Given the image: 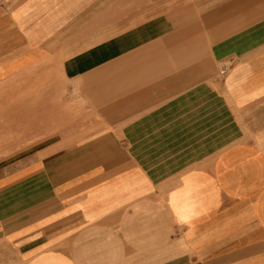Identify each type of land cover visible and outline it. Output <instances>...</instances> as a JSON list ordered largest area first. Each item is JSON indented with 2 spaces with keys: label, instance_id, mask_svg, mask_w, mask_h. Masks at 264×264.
I'll return each instance as SVG.
<instances>
[{
  "label": "crops",
  "instance_id": "1",
  "mask_svg": "<svg viewBox=\"0 0 264 264\" xmlns=\"http://www.w3.org/2000/svg\"><path fill=\"white\" fill-rule=\"evenodd\" d=\"M11 101L0 264H264V0H0Z\"/></svg>",
  "mask_w": 264,
  "mask_h": 264
},
{
  "label": "rangeland",
  "instance_id": "2",
  "mask_svg": "<svg viewBox=\"0 0 264 264\" xmlns=\"http://www.w3.org/2000/svg\"><path fill=\"white\" fill-rule=\"evenodd\" d=\"M59 77V74H58ZM13 89L15 92L16 86H13ZM32 87L31 86H25V98H24V110L26 111V117H25V126L28 128L32 124V110H33V102L29 101L28 99L32 98ZM11 92V91H10ZM17 102L11 101V102H0V146L6 147L7 144L10 146L8 150L1 149L0 148V170L4 169L6 167L5 163H12L16 162L18 151L11 147V145H14V141L17 138V125H22V123H19L23 121L22 118L17 119L15 117L16 111H11L12 109L16 110ZM6 114L9 115V117L6 116ZM28 115L30 117H28ZM25 139L26 141L29 140L31 142L32 134L27 133L28 130H25ZM21 152L20 154H22ZM34 153V150L32 148L25 149L24 155L26 157L30 154Z\"/></svg>",
  "mask_w": 264,
  "mask_h": 264
},
{
  "label": "built area",
  "instance_id": "3",
  "mask_svg": "<svg viewBox=\"0 0 264 264\" xmlns=\"http://www.w3.org/2000/svg\"><path fill=\"white\" fill-rule=\"evenodd\" d=\"M229 71V66L225 65L222 67L221 71H220V75L221 76H225Z\"/></svg>",
  "mask_w": 264,
  "mask_h": 264
}]
</instances>
